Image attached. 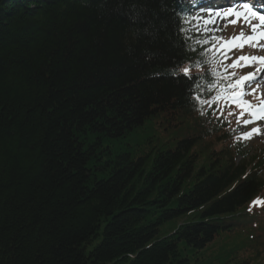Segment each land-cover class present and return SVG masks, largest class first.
<instances>
[{
    "label": "trees",
    "instance_id": "1",
    "mask_svg": "<svg viewBox=\"0 0 264 264\" xmlns=\"http://www.w3.org/2000/svg\"><path fill=\"white\" fill-rule=\"evenodd\" d=\"M195 1L0 0V264H209L238 228L213 261L264 264V160L209 111Z\"/></svg>",
    "mask_w": 264,
    "mask_h": 264
},
{
    "label": "rangeland",
    "instance_id": "2",
    "mask_svg": "<svg viewBox=\"0 0 264 264\" xmlns=\"http://www.w3.org/2000/svg\"><path fill=\"white\" fill-rule=\"evenodd\" d=\"M233 13H235L234 7H230L228 9L222 8L221 10H213V8H209L206 11H198V15L196 16L198 20V22L196 23V30L200 38L199 42H207L209 41L208 39L217 40L218 38H232L234 34L246 29L247 24H249L250 21L244 18H242V20H239L238 16H234ZM246 33L249 34L248 29ZM260 46L261 45L255 46L256 48L252 51L258 50ZM256 55V52H249L245 56L248 58H252L257 57ZM260 60L241 61L240 63L243 67H245V69H248V72L252 73L255 71V73L258 74L260 73L261 69V67L258 65ZM259 92L264 93V84L260 85ZM249 114V117H245L243 119H238L239 117H235V119L237 120V124L235 125L234 132L238 135L242 134L243 132H245V134L251 133L250 138L247 139L250 142V146L247 148L249 156H264V125H261L260 123L256 124L254 122L255 117H257L255 111L251 110L249 111ZM245 121H251V123L245 125ZM254 129L258 130V133L254 132ZM240 161H242L241 155H239L237 158V162ZM247 222L250 224L248 220ZM178 224L179 221L176 222V224H174L173 226L168 225L166 228L167 232H172L178 226ZM248 226H244L245 231L247 233H250L251 231L248 230ZM240 240H242V243L247 245L244 238V233H242L240 228H238L236 232L229 234L224 238H221L220 240H217L215 244L205 252V256L209 255V264H216L213 261V257L220 254H223V256L225 257V253L229 251V248H232L231 244L238 243ZM98 241H100V239ZM98 241L94 242V244L90 246L88 250L92 249ZM188 254L192 255L191 253ZM191 258L199 259L198 257H190V259ZM254 264H260V262Z\"/></svg>",
    "mask_w": 264,
    "mask_h": 264
},
{
    "label": "snow or ice",
    "instance_id": "3",
    "mask_svg": "<svg viewBox=\"0 0 264 264\" xmlns=\"http://www.w3.org/2000/svg\"><path fill=\"white\" fill-rule=\"evenodd\" d=\"M246 10H248V11H251V9L249 8V6L248 5H244L243 6ZM234 15H239L238 13H233ZM253 15H257V13L256 12H253L252 13ZM259 19L261 20V21H264V15H259ZM254 31H255V29H253ZM239 39H241V37H233L232 38V41H229V42H225V46H229V45H232V46H236V47H243V44L241 43V44H234V42L236 41V40H239ZM249 39H251V38H249ZM229 50H230V48H229ZM261 58H258V57H252V58H248V57H238V59H237V61H235L234 63H233V67H237V66H240V64H239V62L240 61H248V60H252V61H257V60H260ZM262 62H264V61H262ZM246 66V65H245ZM179 67V66H178ZM180 70L181 71H183V73H184V76L185 77H187L188 78V80L190 81V82H195L196 80H198L199 78L198 77H191L190 75H189V69H186V68H180ZM251 79H253V75L252 74H250V76H248V77H244V78H242V80H238L237 81V84H241L242 85V83H243V81L244 80H251ZM262 79H264V77H262ZM198 99V98H197ZM232 102L233 103H237V106H239V107H241V108H243L244 107V105L242 104V103H238V101L234 98L233 100H232ZM242 115H243V113L241 114V117L240 118H238V119H241L242 118ZM245 123V125L246 124H248V123H251V121H245L244 122ZM254 132H257L258 133V130H253ZM250 136H251V133H246V134H244V136H243V138L244 139H248V138H250ZM254 203H258V202H254Z\"/></svg>",
    "mask_w": 264,
    "mask_h": 264
}]
</instances>
